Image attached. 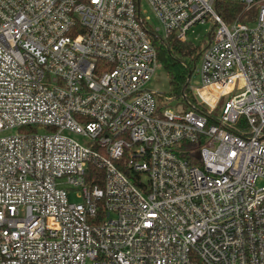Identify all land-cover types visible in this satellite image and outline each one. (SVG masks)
Wrapping results in <instances>:
<instances>
[{"label": "built area", "instance_id": "built-area-1", "mask_svg": "<svg viewBox=\"0 0 264 264\" xmlns=\"http://www.w3.org/2000/svg\"><path fill=\"white\" fill-rule=\"evenodd\" d=\"M239 1L0 0V264H264V0ZM206 22L197 103L160 107L154 40Z\"/></svg>", "mask_w": 264, "mask_h": 264}, {"label": "trees", "instance_id": "trees-1", "mask_svg": "<svg viewBox=\"0 0 264 264\" xmlns=\"http://www.w3.org/2000/svg\"><path fill=\"white\" fill-rule=\"evenodd\" d=\"M215 8L229 23L244 11V4L239 0H216ZM154 45L158 52L159 62L168 75L174 97L183 102V107L188 109L196 104V98L190 95L189 75L190 73L193 75L207 44L199 47L188 40L178 39L172 34L165 40L155 39ZM240 127L245 131L249 129L244 120ZM235 132L240 134V131L235 130Z\"/></svg>", "mask_w": 264, "mask_h": 264}, {"label": "rangeland", "instance_id": "rangeland-1", "mask_svg": "<svg viewBox=\"0 0 264 264\" xmlns=\"http://www.w3.org/2000/svg\"><path fill=\"white\" fill-rule=\"evenodd\" d=\"M143 8L146 9L148 13H151L152 15L151 10L148 8L147 4L144 1H143ZM152 23L157 24L154 17L152 18ZM250 24L253 25L254 22ZM213 28L214 26L211 22L196 24L188 32L186 39L192 42L196 46L204 47L205 44H207L210 40L209 33L211 32ZM198 85H199V77L196 75V72H194L190 79L189 88L191 90L190 95L194 96L195 98L196 96L193 93L194 91L193 89ZM148 88L158 93L156 97H157L158 102L160 103V107L178 109L184 106L183 102H181L179 99L174 97L168 75L166 73V70L161 64L160 66L157 67V70L153 76V79L148 84ZM169 98H172V100H168ZM196 103H197V99H196ZM219 111H220V108L217 109L213 114L218 115ZM43 130L44 129L40 128L39 132H43ZM17 132H18L17 128L9 129V130L0 132V136L16 134ZM76 138L78 137L76 136ZM69 198L72 202H75V203H78L81 201V198L77 196L74 190L70 191Z\"/></svg>", "mask_w": 264, "mask_h": 264}, {"label": "water", "instance_id": "water-1", "mask_svg": "<svg viewBox=\"0 0 264 264\" xmlns=\"http://www.w3.org/2000/svg\"><path fill=\"white\" fill-rule=\"evenodd\" d=\"M191 76H192V73H190V75H189V80H190Z\"/></svg>", "mask_w": 264, "mask_h": 264}]
</instances>
